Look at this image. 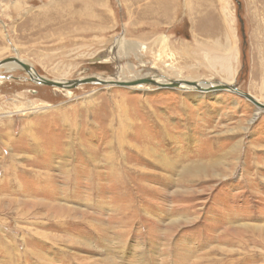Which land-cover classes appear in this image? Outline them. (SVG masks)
I'll return each mask as SVG.
<instances>
[{"label": "rangeland", "instance_id": "rangeland-1", "mask_svg": "<svg viewBox=\"0 0 264 264\" xmlns=\"http://www.w3.org/2000/svg\"><path fill=\"white\" fill-rule=\"evenodd\" d=\"M228 52L231 85L264 104V0H0V62L48 80L214 85ZM258 112L230 91L1 68L0 264H264Z\"/></svg>", "mask_w": 264, "mask_h": 264}, {"label": "water", "instance_id": "water-1", "mask_svg": "<svg viewBox=\"0 0 264 264\" xmlns=\"http://www.w3.org/2000/svg\"><path fill=\"white\" fill-rule=\"evenodd\" d=\"M12 62L19 63L24 68V70L26 71L27 74H31V72L34 71L32 66H30L29 64H27V63H25L19 59H15V58H9V59H5V60L1 61L0 62V68L2 66L9 64V63H12ZM40 79H41L42 83L46 86L57 87V88L65 89V90H73V89H76L82 85L95 84V83L107 85V83L100 82L95 77L84 79V80H74V81H67V82H55V81L44 79L41 77H40ZM139 84L140 85H143V84L144 85H152V86H155L158 88H169V89H178L182 84H185V85L190 86V87H192L195 90L200 91V92L230 91V92H234V93L241 95L245 99L252 102L255 106L264 110V104L259 103L249 93H245V92L241 91L238 87H236L234 85H228V84H223V83H219V84L211 86L209 88H204L202 85L203 83H198L196 81H170V83H168V84H161L152 78L139 79V80H136L133 82L111 83V85H117V86H123V87H132V86H136Z\"/></svg>", "mask_w": 264, "mask_h": 264}, {"label": "bare ground", "instance_id": "bare-ground-1", "mask_svg": "<svg viewBox=\"0 0 264 264\" xmlns=\"http://www.w3.org/2000/svg\"><path fill=\"white\" fill-rule=\"evenodd\" d=\"M194 49V48H193ZM201 53V52H200ZM207 54V53H206ZM212 55V54H211ZM214 55V54H213ZM206 56V55H205ZM217 56V55H216ZM210 57V61H208L209 62V67L211 66V69H212V67H215V66H218V67H220L221 68V70H222V72L226 75V78L227 79H225L226 80V83H228V85H231L233 82V80H234V77H235V73H236V70H235V67H234V55L232 54V53H226V54H224V55H222L221 57ZM207 57V56H206ZM10 58H15V59H19V58H17V57H10ZM214 58V59H213ZM19 60H21V61H23V62H25L26 63V61H24V60H22V59H19ZM207 65H208V63H207ZM22 66L19 64V63H17V62H12V63H9V64H6V65H4V66H2L1 68H6V69H9V70H15V69H20ZM0 68V69H1ZM23 68V67H22ZM34 69V68H33ZM178 69V68H177ZM215 69V68H214ZM31 77H33V79L36 81V82H38L39 84H41V85H44L43 83H42V81H41V79H40V76H39V74L35 71V69H34V71H32L31 72ZM200 75V74H199ZM197 76V75H196ZM198 77V76H197ZM42 78V77H41ZM93 78V77H92ZM95 78H97V77H95ZM86 79H88V78H86ZM100 82H105V83H107V86L109 85V86H112L111 85V83H119L120 81L118 80H113V81H107V80H104V79H101V78H97ZM155 81H157L158 83H161V84H168V83H170V81L171 80H161V79H155V78H153ZM79 80H84V79H79ZM52 81H54V80H52ZM136 81V80H135ZM55 82H67V81H55ZM131 82H133V81H131ZM109 83V84H108ZM226 83H223V84H226ZM140 85V84H139ZM136 85V86H138V87H142V85ZM203 85V87L204 88H209V87H211V86H214V85H217V84H214V85H205V83H203L202 84ZM46 86V85H45ZM114 86V85H113ZM143 86H144V84H143ZM132 87H134V86H132ZM178 89H186V90H193L194 88H192V87H190V86H187V85H185V84H182ZM251 95V94H250ZM252 97H254L253 95H252ZM259 103H261V104H263L259 99H257L256 97H254ZM258 110H259V112L258 113H262V112H264V110L263 109H261V108H259L258 107ZM27 130V128L26 129H23V131L21 132V135H23V134H25V132H27L26 131ZM37 204V203H36ZM231 234V233H230ZM237 234V237L239 238V239H237V240H241L242 239V236H243V233L241 232V231H239V232H237L236 233ZM227 240H229L228 238H227ZM226 240V241H227ZM17 246V245H16Z\"/></svg>", "mask_w": 264, "mask_h": 264}]
</instances>
